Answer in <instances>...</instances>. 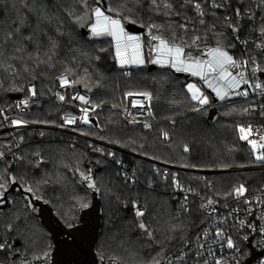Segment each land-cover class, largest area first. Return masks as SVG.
<instances>
[{
  "label": "trees",
  "instance_id": "16d2710c",
  "mask_svg": "<svg viewBox=\"0 0 264 264\" xmlns=\"http://www.w3.org/2000/svg\"><path fill=\"white\" fill-rule=\"evenodd\" d=\"M99 1L0 0V98L8 103L10 91L24 95L27 85L34 83L38 98L20 117L35 124L58 126L63 114L78 113L53 102L58 93L55 78L66 73L75 85L87 86L93 107L89 121L77 131L125 152L98 144L91 149L88 141L61 132L23 131L16 137L22 148L15 162L0 167V184L5 190L14 182L23 190L31 189L34 199L50 206L64 228H72L94 201L85 179L95 166L92 181L100 211L95 250L105 261L156 264L203 222L197 194L225 204L241 187L256 190L264 181V173L222 172L254 165L249 149L238 137V127L250 121L244 105L218 107L221 119L211 126L206 122L209 109H199L189 99L184 78L169 70L150 72L148 68L135 69L125 77L116 66L108 38L87 41L82 37L75 24L82 19L85 6L91 11L93 6H100ZM105 1L113 17L143 26L194 55L211 46L229 47L233 41L225 21L229 8L245 10L252 5V0ZM196 3L207 10L204 26L196 21ZM20 19L24 25L17 34L14 30ZM256 29L264 30V21ZM10 31L13 35L8 39ZM29 36L31 40L26 39ZM138 92L151 97L152 125L148 129L131 124L121 113L127 94ZM171 119L175 125L169 124ZM141 157L209 173L176 172L162 179ZM120 163L134 174V182L125 179ZM175 180L190 191L185 205L172 198ZM135 202H140L147 213L137 216ZM83 203L89 206L83 208ZM36 209L29 206L26 196L15 191L8 196L0 221L14 249L31 258L54 250L52 235ZM140 223L146 228L141 229Z\"/></svg>",
  "mask_w": 264,
  "mask_h": 264
},
{
  "label": "built area",
  "instance_id": "2783aa9c",
  "mask_svg": "<svg viewBox=\"0 0 264 264\" xmlns=\"http://www.w3.org/2000/svg\"><path fill=\"white\" fill-rule=\"evenodd\" d=\"M197 5L199 4L196 3L194 6L196 21L204 26L207 22V10L201 5L197 7ZM97 8L104 13L103 16L95 15ZM215 9L218 10V7ZM229 9L230 12L226 14L225 21L232 32V44H229V47L211 46L204 49L199 55L189 54L185 47L172 44L160 37L166 41L168 47L183 49V54L179 56L175 53L169 54L160 45L159 40L152 39L157 35L151 30L132 32L127 28V23L113 17L101 6L93 8L90 22L87 24V31L91 34L92 41L105 37L112 42L116 66L123 70L125 77H130L131 72L135 69L155 66L157 69L190 76V80L185 79L184 91L189 99L201 108L211 110L233 104L244 105L246 113L250 116V121L248 124L245 123L238 127V134L240 141L249 149L254 165L246 167V169L238 168L222 172L264 173V160L257 159V157L264 156V30L256 29V26L264 21V0H252L250 8L245 10L232 7ZM105 17L118 20L119 25H111ZM105 25L114 34L93 32L94 28L99 32ZM130 37L131 39H129ZM216 49L231 56L235 61V66L229 63L223 65L217 63ZM240 73H243V79H241ZM189 84L199 89L196 93L197 99H193V92L187 87ZM55 85L58 93L53 98V102L56 105L74 108L78 112L63 114L58 126L35 124L20 117L29 111L31 101L38 98L37 87L34 83L27 85L28 90L24 95L21 93L20 99L10 98V102L3 103L0 98V167L5 162H15L16 156L22 148L16 137L19 133L27 130L61 132L88 141L91 149L94 144H98L125 152L79 133L77 129L89 121L93 112L90 95L87 92L74 89L75 82L66 73H61L55 78ZM1 89L3 88L0 78ZM205 97L208 103L201 104L200 100ZM124 108V116L131 124L141 125L145 129L151 127L152 123L149 122L150 97L148 95L129 94L126 97ZM14 121L16 123H13ZM240 128L246 129V132L241 133ZM248 129L251 131H247ZM242 135L247 138L242 139ZM250 141L255 143V147ZM141 158L151 163L155 167V174L162 179L174 176L176 172L209 173L173 167L145 157ZM120 166L125 179L134 182V174L128 171V166L121 163ZM238 190L235 191L232 200L225 204L217 203L206 196L197 194L200 213L204 218L203 222L188 239L158 264H264V181L256 190L248 191L245 187L242 192ZM4 192L5 189L0 188V206L4 203ZM189 193V190L182 189L177 180L174 181L173 199L179 200L185 205ZM133 206L137 212L147 213L146 208L140 202H135ZM2 214L3 212L0 210V221ZM229 239L233 244L231 248L228 247ZM0 245H3L0 248V264H49L52 259V253L33 258L19 254L14 249L10 238L6 233H3L1 226Z\"/></svg>",
  "mask_w": 264,
  "mask_h": 264
},
{
  "label": "flooded vegetation",
  "instance_id": "af4514ba",
  "mask_svg": "<svg viewBox=\"0 0 264 264\" xmlns=\"http://www.w3.org/2000/svg\"><path fill=\"white\" fill-rule=\"evenodd\" d=\"M15 191L18 190L12 192ZM95 204L96 200L90 208L81 212L82 221L79 219V222L72 228H64L54 217L53 223L48 220L49 227L47 228L52 235L53 246L56 244L49 264H81L85 257L82 250L89 251V259L86 264H114L105 261L95 250V241L99 233L98 226H100L99 208ZM54 219L57 223L54 222Z\"/></svg>",
  "mask_w": 264,
  "mask_h": 264
},
{
  "label": "water",
  "instance_id": "95a60500",
  "mask_svg": "<svg viewBox=\"0 0 264 264\" xmlns=\"http://www.w3.org/2000/svg\"><path fill=\"white\" fill-rule=\"evenodd\" d=\"M99 5L108 13H111L112 10L110 8V6H107V3L105 0H100L99 1ZM86 10H87V7H85ZM87 20L85 19L84 23L82 22H78L75 24L77 30L80 31L82 37L87 40V41H92V37L90 36L91 34H89V32L87 31V24L90 22V18H91V14L89 13L87 16H86ZM127 28L132 31V32H143L144 31V27L143 26H138L136 24H132V23H127ZM157 68L155 66H149L148 70L151 72V71H154L156 70ZM177 76L179 77H182L186 80H190L191 77L190 76H186V75H183V74H177ZM74 89H79L81 91H84V92H87L88 91V88L87 86L85 85H75ZM9 97L11 99H20L21 98V93L17 92V91H10L9 92ZM221 119V115L220 113L218 112L217 109H211L209 110L207 116H206V122L213 126L215 125L217 122H219V120ZM91 122H96L95 120L91 119ZM14 190H18L20 192V194L28 197L30 199V202L31 204L34 206V207H39V208H43L45 210H47L49 212V221L51 223H53V212L50 208V206H47L46 204H41L39 202H36L33 195L31 194V192L27 191V190H23L21 187H19V185H17V183H12L11 186L5 190L4 194H3V201L4 203L0 206V210H3L6 208V206L8 205V196L9 194L12 193V191ZM98 200V195L96 197H94V201L95 200ZM93 201V202H94ZM80 221H82V217L80 218ZM62 230V229H61ZM54 247H56V244H54ZM85 254V257L83 258L81 264H86L87 263V260L89 259V251L88 250H82Z\"/></svg>",
  "mask_w": 264,
  "mask_h": 264
},
{
  "label": "snow or ice",
  "instance_id": "6c2138e0",
  "mask_svg": "<svg viewBox=\"0 0 264 264\" xmlns=\"http://www.w3.org/2000/svg\"><path fill=\"white\" fill-rule=\"evenodd\" d=\"M152 3H153V4H156V0H152ZM165 6L168 7V8L171 7V5H167V4H166ZM197 7H199V5H197ZM95 15H96L97 17H100V16H103L104 13L101 12L99 8H97V9H95ZM82 19H83V18H82ZM105 19L108 20L109 23H110L111 25H113V26H118V25H119V21H118V20H111L109 17H105ZM23 25H24V21H23V19H20L19 22H18V26H17L16 29L14 30L15 33L20 34V33H21V28L23 27ZM121 31H123V29H121ZM93 32L96 33V34H102V33H104V32H108V34H114L113 31H110V30H109V28H108L107 25L103 26V27L100 29L99 32H97V30L94 28V29H93ZM12 35H13V32L10 31L9 33H7V38H8V39H11ZM26 39L31 40V37H30V36H29V37H26ZM129 39H131V37H130ZM152 39H153V40H159V41H160V45L163 46V48H164L169 54L175 53L177 56L183 54V49H182V48H171V47H168L166 41L160 39V37H158V36H153ZM53 46H55V45H53ZM158 50H159V49H158ZM215 51H216L217 54H218L217 63H219V64H221V65H223V64H225V63H229V64H233V65L235 66V61H233V59H232L231 56H229V55H228L227 53H225V52L220 51L219 49H216ZM0 55H2V52H0ZM173 66L175 67V64H173ZM185 70H186V69H185ZM193 74L195 75L196 73H193ZM239 75L241 76V79H243V73H240ZM245 82H246V81H245ZM209 86H211V85H209ZM187 87H188V89H189L190 91L193 92V99H197L198 97L196 96V93L199 91V89H197V88H196L194 85H192V84H189ZM257 87H260V85H257ZM218 94H219V93H218ZM78 98H79V99H83L82 97H78ZM60 99L62 100L63 97L61 96ZM200 103H201V104H207V103H208L207 98L205 97V98L201 99V100H200ZM84 111H87V110H84ZM13 123H16V122L14 121ZM145 127H148V125H145ZM247 131L250 132L251 129H248ZM240 132H241V133H245V132H246V129H244V128H240ZM166 135H167V134L165 133V136H166ZM241 138H242V139H246L247 137L244 136V135H242ZM250 143H253V147H255V143H254V142H251V141H250ZM187 150H188V149L185 148V151H187ZM257 159L264 160V156L257 157ZM90 187H94V185H90ZM0 188H3V185H0ZM29 191H31V189H29ZM238 191H241V192H242V191H243V188L241 187V189H239ZM209 203L211 204L212 201L210 200ZM88 206H89V205H88L87 203H83V204L81 205V207H83V208H87ZM143 215H144V213H143L142 211H138V212H137V216H143ZM139 227H140L141 229H145V228H146V226H145L144 223H140V224H139ZM149 235H151V234H149ZM2 247H3V245H0V248H2ZM228 247H230V248L233 247L232 241H231L230 239H229V241H228ZM156 264H158V262H156Z\"/></svg>",
  "mask_w": 264,
  "mask_h": 264
},
{
  "label": "rangeland",
  "instance_id": "374dc122",
  "mask_svg": "<svg viewBox=\"0 0 264 264\" xmlns=\"http://www.w3.org/2000/svg\"><path fill=\"white\" fill-rule=\"evenodd\" d=\"M86 7V6H85ZM94 7H96V6H93L92 8H91V11H90V8H88L87 7V10H86V8H85V12H84V15H83V19H81L79 22H82V23H84V21H85V19L87 20V18H86V16L90 13V12H92V10H93V8ZM138 93H142V94H146V95H148L147 94V92H138ZM127 96H128V94H127ZM126 96V97H127ZM149 96V95H148ZM125 97V98H126ZM150 97V96H149ZM150 100H151V97H150ZM196 104V103H195ZM196 105H198V104H196ZM125 107V105H123L122 107H121V113H123V110L125 109L124 108ZM198 108L199 109H201V107L198 105ZM123 115H124V113H123ZM125 117V116H124ZM149 122L151 123V121L149 120ZM175 123V119H171V120H169V124H172V125H175L174 124ZM145 129V128H144ZM238 137H239V140H240V135L238 134ZM94 169H95V166H92L91 167V172L89 173V175H88V177L85 179V181H86V183H87V185L88 186H90V185H94V183H93V179H92V173H93V171H94ZM90 189L92 190V192H93V194H94V196L96 197L98 194H97V190H96V187H95V185H94V187H90ZM27 199H28V201H29V206L31 207V208H33L34 209V206L30 203V199L27 197ZM36 201V200H35ZM39 202V201H38ZM39 203H41V202H39ZM43 203V202H42ZM41 203V204H42ZM43 204H45V203H43ZM96 205V207H98L97 206V204H95ZM94 205V206H95ZM36 213L37 214H39V217L42 219L41 221H43V224L45 225V226H47V227H49V222H48V220H49V212L47 211V210H45V209H43V208H37L36 209ZM99 216H100V211H99ZM55 218V217H54ZM57 220V219H56ZM55 219H54V222L55 223H57V221H56ZM99 224H100V217H99ZM99 227V226H98ZM53 253V252H52ZM108 263H114V264H119V263H116V262H112V261H107Z\"/></svg>",
  "mask_w": 264,
  "mask_h": 264
},
{
  "label": "crops",
  "instance_id": "0c3cea01",
  "mask_svg": "<svg viewBox=\"0 0 264 264\" xmlns=\"http://www.w3.org/2000/svg\"><path fill=\"white\" fill-rule=\"evenodd\" d=\"M102 24V23H101Z\"/></svg>",
  "mask_w": 264,
  "mask_h": 264
}]
</instances>
